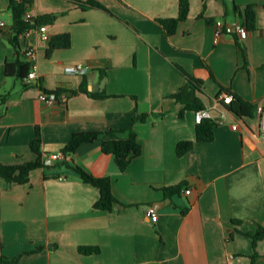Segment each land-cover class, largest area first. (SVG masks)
Instances as JSON below:
<instances>
[{
  "label": "crops",
  "instance_id": "crops-1",
  "mask_svg": "<svg viewBox=\"0 0 264 264\" xmlns=\"http://www.w3.org/2000/svg\"><path fill=\"white\" fill-rule=\"evenodd\" d=\"M28 1L35 18H56L45 24L46 39L37 29L22 38L37 55L28 63L10 44L11 0H0V164L34 161L29 145L39 129L48 163L110 178L117 203L95 210L100 191L67 167L36 170L26 185L2 184L0 255L22 256L18 264H264V239L254 249L236 232L264 227V200L238 219L232 198L264 180L258 119L227 113L221 123L223 107H212L223 89L264 104V0H187L188 17L170 36L160 22L178 18L180 0ZM248 5L255 6L256 30L239 40L243 51L230 36L215 44L216 23L241 22L235 7ZM63 34L70 47L49 53L51 39ZM18 61L35 69V80L6 76V63ZM80 64L89 72L73 74ZM188 77L203 82L198 96L216 122L211 143L196 142L194 112L181 117L183 106L172 98ZM38 82L48 93L66 92V103L41 102ZM138 115L147 116L134 124L142 154L124 172L101 141L63 162L50 159L74 135L122 131ZM189 141L193 150L179 157L177 145ZM182 185L178 194L165 192ZM81 247L100 253L83 255Z\"/></svg>",
  "mask_w": 264,
  "mask_h": 264
},
{
  "label": "trees",
  "instance_id": "trees-1",
  "mask_svg": "<svg viewBox=\"0 0 264 264\" xmlns=\"http://www.w3.org/2000/svg\"><path fill=\"white\" fill-rule=\"evenodd\" d=\"M30 2L28 0H21L16 2L11 0L10 10L12 12L13 24L10 33V44L17 50H22V38H24L28 31L35 29L41 25L51 23L55 20V16H43L36 17L33 20H25V14L29 8ZM189 13V3L187 0H180L179 15L176 19L162 20L160 23L166 32V35L170 36L176 33L178 24L187 19ZM235 13L238 15L242 26H244L247 32L253 33L256 30V13L255 6L248 5L244 7H235ZM239 48L240 37L234 36ZM70 37L67 34L55 36L50 41V47L48 52L51 53L56 49H68L70 47ZM241 49V48H240ZM242 50V49H241ZM243 51V50H242ZM31 71V67L28 63L18 61L10 64L6 63L5 73L7 77H15L20 80H27V77ZM38 86L41 88L40 83ZM203 82L193 77H188L187 85L182 88L172 98L183 109L180 112L182 117L185 111H193L194 113L205 109V104L200 99L198 94L202 93ZM42 91L46 92L43 88ZM54 92V93H58ZM223 94L232 95L233 99L229 105H226V109L238 118L249 117L253 118L256 115L257 105L246 102L240 96L233 94L228 89L222 90ZM48 93V92H46ZM222 95V94H220ZM219 95V96H220ZM93 98L103 99L104 94L93 95ZM145 115L135 116L129 126L122 131H110L105 134L108 138H104L102 134H79L74 135L72 139L65 145L62 153L66 155H72L76 150L86 143H92L95 141H101L102 152L107 155H112L115 158V162L121 172H124L129 166L130 162L139 157L142 154V145L139 142L138 136L134 131V124L137 121H145ZM216 122L211 119H204L196 127V142L198 143H211L214 141V128ZM126 134L125 138L119 136ZM195 142H181L177 145V155L182 157L191 152L194 148ZM30 150L35 156L34 161L18 162L14 165L0 164V194L2 191V184H6L8 187L26 185L30 182L32 173L39 169H56L59 167H67L76 173L84 183L89 184L100 191V198L95 203L94 209L101 211H111L116 205L112 192V181L110 178H95L79 166H69L66 163L50 164L45 159V154L42 151V137L39 129L36 130L35 138L30 142ZM47 178V176H45ZM182 186H176L170 189H166L165 192L170 195H175L180 192ZM235 226H239L240 222H234ZM236 232L248 237L252 240L253 248L255 249L257 243L264 239V227L259 226L254 233L241 232L236 229ZM79 252L83 255H97L100 253V249L97 247H81ZM22 256L6 257L0 255V264H18ZM254 264L256 259H254Z\"/></svg>",
  "mask_w": 264,
  "mask_h": 264
},
{
  "label": "built area",
  "instance_id": "built-area-1",
  "mask_svg": "<svg viewBox=\"0 0 264 264\" xmlns=\"http://www.w3.org/2000/svg\"><path fill=\"white\" fill-rule=\"evenodd\" d=\"M16 2H20L21 0H15ZM35 19V17L30 14L28 11L25 14V20L30 21ZM6 24L1 21L0 19V28H5ZM35 29H37L40 34L42 35V37L44 39L47 38L46 35V26L45 25H41L39 27H36ZM34 30V29H32ZM32 30L28 31L26 36L28 35V33H30ZM249 33L247 32L246 28L244 26H242L241 24H239L238 22H225V21H218L215 25V38H214V43L215 44H219L221 42V40L226 37V36H230L232 38H234V36L240 37V38H244L248 35ZM22 52H23V56L24 59L28 62H34V60L36 59L37 55H36V51L28 44L23 43L22 44ZM89 72V68L87 66L84 65H77L73 70L72 73L73 74H86ZM36 79V71L34 68L31 69L27 80L28 81H33ZM68 99V94L66 92H58V93H46L44 91L41 92L39 100L41 102H44L46 104H65L66 101ZM233 97L232 95H228V94H222L220 96H218L213 104V109H217L219 108V106L221 105L223 107V109L221 110V114L220 117L218 119V122H224L226 119V114L229 113L232 116L233 115L231 112H229L226 109V105H229L232 101ZM195 115V122L196 123H200L202 120L204 119H211L213 120L212 116L209 113V109H204V110H200L194 113ZM256 116L258 119V127H259V134L262 137L263 141H264V104L263 103H259L257 104V109H256ZM214 121V120H213ZM237 125L233 126L234 130H237ZM51 160L54 161H65L67 159V155L64 153H59V154H55L50 156ZM184 193L186 195H189L191 193L190 190H185ZM150 215L152 216V221L153 222H157L158 217L157 214L155 212L154 209H150ZM234 258H231L229 261V264H234Z\"/></svg>",
  "mask_w": 264,
  "mask_h": 264
},
{
  "label": "clouds",
  "instance_id": "clouds-1",
  "mask_svg": "<svg viewBox=\"0 0 264 264\" xmlns=\"http://www.w3.org/2000/svg\"><path fill=\"white\" fill-rule=\"evenodd\" d=\"M237 203L238 211L233 212V215L238 219L247 218L251 212L255 211L256 205L264 200V180L253 179L248 185L247 193L241 196L232 197Z\"/></svg>",
  "mask_w": 264,
  "mask_h": 264
}]
</instances>
